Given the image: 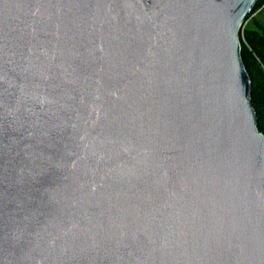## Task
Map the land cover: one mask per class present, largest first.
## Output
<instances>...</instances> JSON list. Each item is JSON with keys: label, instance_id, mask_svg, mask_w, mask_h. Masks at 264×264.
Returning <instances> with one entry per match:
<instances>
[{"label": "water", "instance_id": "1", "mask_svg": "<svg viewBox=\"0 0 264 264\" xmlns=\"http://www.w3.org/2000/svg\"><path fill=\"white\" fill-rule=\"evenodd\" d=\"M256 0H0V264H264Z\"/></svg>", "mask_w": 264, "mask_h": 264}, {"label": "trees", "instance_id": "2", "mask_svg": "<svg viewBox=\"0 0 264 264\" xmlns=\"http://www.w3.org/2000/svg\"><path fill=\"white\" fill-rule=\"evenodd\" d=\"M264 0H256L239 30L241 56L251 80L250 102L264 133V22L258 18Z\"/></svg>", "mask_w": 264, "mask_h": 264}, {"label": "rangeland", "instance_id": "3", "mask_svg": "<svg viewBox=\"0 0 264 264\" xmlns=\"http://www.w3.org/2000/svg\"><path fill=\"white\" fill-rule=\"evenodd\" d=\"M263 13L261 15H258V18L264 22V19H262L264 17V10L262 11Z\"/></svg>", "mask_w": 264, "mask_h": 264}, {"label": "crops", "instance_id": "4", "mask_svg": "<svg viewBox=\"0 0 264 264\" xmlns=\"http://www.w3.org/2000/svg\"><path fill=\"white\" fill-rule=\"evenodd\" d=\"M263 11V10H262ZM263 12H261V13H259L260 15L262 14ZM262 19H264V17L262 18Z\"/></svg>", "mask_w": 264, "mask_h": 264}, {"label": "built area", "instance_id": "5", "mask_svg": "<svg viewBox=\"0 0 264 264\" xmlns=\"http://www.w3.org/2000/svg\"><path fill=\"white\" fill-rule=\"evenodd\" d=\"M262 7H264V4L262 5ZM242 28V27H241Z\"/></svg>", "mask_w": 264, "mask_h": 264}]
</instances>
